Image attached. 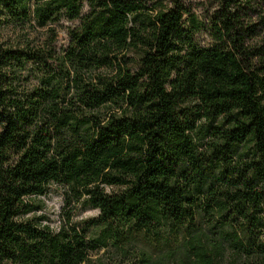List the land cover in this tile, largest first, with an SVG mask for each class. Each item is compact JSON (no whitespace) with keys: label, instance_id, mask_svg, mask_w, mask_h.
<instances>
[{"label":"trees","instance_id":"obj_1","mask_svg":"<svg viewBox=\"0 0 264 264\" xmlns=\"http://www.w3.org/2000/svg\"><path fill=\"white\" fill-rule=\"evenodd\" d=\"M104 2L98 5L102 12L85 26L78 41L85 47L92 40L103 43L91 56L81 52L79 69L68 72L69 83L64 85L70 89L74 81L83 82V92L90 94L91 102H82L90 111L76 115L70 108L60 109L59 105L65 103L61 90L49 93L59 110L51 124L55 135L44 130L47 122L35 134L26 130L36 118L31 108L18 107L16 114L0 112V253L7 258L16 259L13 248L19 247L26 264H43L44 260L57 264V258L58 264L86 262L87 245L78 238L80 234L63 243L49 237L47 229L37 228L31 220L17 219L31 211L26 199L44 194L49 184L63 189L66 204H71V192L86 198L85 204L101 206L105 220L135 218L146 224L163 217L195 229L194 209L200 208L202 201L203 211L209 217L218 214L217 223L222 225L236 219L233 207L228 206L232 199L241 205V213L252 206L253 212L245 217L249 225L257 220V205L264 199V188L257 191L264 182V157H253L264 152V103L257 95L254 76L237 70L228 54L201 52L190 54L183 69L176 68L186 73L182 81H165V69L175 68V61L181 59L167 55L177 48L171 37L183 34L177 25L179 8L157 17L163 29L158 31L156 21L140 19L142 5L138 0H110V8H105ZM5 7L18 16L29 12L26 0H10ZM129 12L137 13L132 20L133 24L139 22V30L127 26ZM132 65L139 71L133 72ZM93 68L115 72L116 85L107 81L101 89L90 87L83 73ZM146 73L151 74L150 83L136 93ZM165 82L174 87L172 93L164 91ZM259 83L264 87V80ZM197 94L206 104L203 112L177 107ZM157 96L159 99H155ZM233 108L239 111L233 112ZM224 112L228 115L223 123H215ZM178 116H185V120H178ZM205 118L207 124L198 127V121ZM63 129L77 138V146L53 145L56 136L65 134ZM208 136L219 139L202 142ZM205 148L207 153L202 151ZM222 165L216 175L215 169ZM240 184L243 188L235 193L225 188ZM112 190L115 193L109 195ZM85 224L99 227L100 221L93 217ZM67 237L64 233V239ZM116 241L121 243L119 238ZM202 246L197 238L193 244L197 257ZM45 248L51 250L49 257L42 251ZM202 264L209 261L205 259Z\"/></svg>","mask_w":264,"mask_h":264},{"label":"clouds","instance_id":"obj_2","mask_svg":"<svg viewBox=\"0 0 264 264\" xmlns=\"http://www.w3.org/2000/svg\"><path fill=\"white\" fill-rule=\"evenodd\" d=\"M10 0H0V112L7 111L16 114L18 107L27 110L33 109L36 113L34 122L27 127V131L35 134L44 122V130L55 135L51 124L55 123L54 116L59 110L54 107V98L49 93L61 90V98L65 103L60 109L70 108L76 115L87 114L90 110L84 107L90 101V94L83 92V82L74 81L73 86L65 88L69 83L68 72L72 68L79 69L81 52L91 56L97 46L103 41L92 40L87 47L79 43L85 26L102 12L98 6L101 0H26L29 8L27 16L14 15L5 3ZM142 5L139 14L141 20L156 21V30L162 31L157 17L170 9L179 8L177 25L183 29V34L177 38L171 37L177 45L176 49L168 52L169 57L179 56L176 67L169 66L164 71V79L183 80L186 73L177 72L176 68L183 69L191 54L196 56L201 52H219L228 54L238 66L239 71L254 76L257 95L264 103V87L259 81L264 80V0H138ZM105 8L111 7L110 0H105ZM18 11V9H17ZM50 18L45 21V16ZM137 15L129 12L127 26L139 30V22L133 24L132 17ZM45 24V27H40ZM178 31V30H177ZM132 71H139L132 65ZM90 87L101 89L107 81L116 85V73L104 68H93L90 73H83ZM203 82V77L200 78ZM151 74L141 76L139 85L134 91L140 93L148 86ZM165 92L172 93L174 87L167 82L163 83ZM35 93V95H33ZM159 99V97H155ZM199 105L198 109L194 106ZM193 108L203 112L205 102L200 94L191 96L186 104L178 105ZM233 112L239 109L233 108ZM228 115L221 113L215 123L221 124ZM178 120H185V116H178ZM107 123V121H104ZM207 124V118L198 121L199 125ZM87 127V126H85ZM227 126L225 131H227ZM3 131V122H0V132ZM65 134L56 136L57 143L77 146V138L67 129ZM93 131H96L94 128ZM191 134V133H190ZM80 135H84L83 128ZM218 137L208 136L202 142L215 143ZM31 143V136L29 137ZM207 153L208 149H202ZM49 157L52 153H48ZM264 152H258L253 159L261 160ZM183 167V165H181ZM221 167L215 169L220 174ZM179 171V169H177ZM252 172L249 171L248 176ZM183 183V181H181ZM225 188L235 193L243 185ZM264 188V182L259 184L257 191ZM115 190L109 193L112 195ZM71 204L64 205V211L53 215L56 208L46 211L51 217V223L36 225L39 229H47L49 237H57L63 243H68L73 236L80 234L86 248V259L91 264H202L207 259L209 264H264V199L257 205L260 212L257 220L249 225L245 219L253 212L252 206L241 213V205L232 199L229 207H233L234 222L217 223L218 214L209 217L201 207L194 209L195 229L190 224L175 219L150 220L146 224L137 222L135 218L121 220L114 217L105 220V212L99 205L91 202L85 204V199L68 194ZM221 200L226 197H220ZM88 209H93L89 211ZM71 219H66L65 215ZM88 216H95L100 221L99 228H89L83 221ZM17 219L29 220V216ZM79 221V223H78ZM216 225L213 228V225ZM74 229V230H73ZM64 233H68L64 239ZM27 240V236H23ZM119 238L121 243H116ZM199 238L203 246L198 249L200 256L193 251V244ZM36 241H30L35 243ZM16 259L7 258L0 253V264H26L21 249L14 247ZM45 257L51 255L50 249H43ZM94 252V254H93ZM43 264H48L47 260ZM58 264V258H57Z\"/></svg>","mask_w":264,"mask_h":264},{"label":"rangeland","instance_id":"obj_3","mask_svg":"<svg viewBox=\"0 0 264 264\" xmlns=\"http://www.w3.org/2000/svg\"><path fill=\"white\" fill-rule=\"evenodd\" d=\"M64 198H65L64 191L60 186H57L55 184H49L44 194L38 196H32L26 199L28 208H30L31 211L25 214H20L19 217L29 216L30 217L29 220H31L37 225L45 222L51 223L52 219L50 216L46 214V211H51V209L56 208L58 211L54 212L53 215H59L61 212L64 211V205L60 204V201L61 200L64 201ZM88 210L92 211L93 209H88ZM93 217L95 216H88L83 222L86 223L90 218ZM65 218L71 219V216L66 214ZM115 242L120 243L117 241ZM83 264H91L90 259H87L86 262H84Z\"/></svg>","mask_w":264,"mask_h":264}]
</instances>
